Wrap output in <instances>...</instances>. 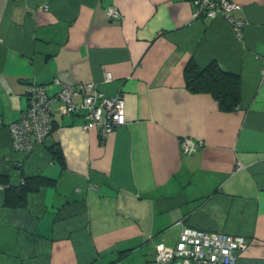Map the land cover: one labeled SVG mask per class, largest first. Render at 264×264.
<instances>
[{
	"label": "crops",
	"instance_id": "1",
	"mask_svg": "<svg viewBox=\"0 0 264 264\" xmlns=\"http://www.w3.org/2000/svg\"><path fill=\"white\" fill-rule=\"evenodd\" d=\"M234 1L241 37L191 0H0V264H153L180 221L244 235L236 264H264V0ZM211 60L240 76L234 110L186 86ZM55 78L121 94L124 123L102 139L55 101L45 143L15 151L27 86Z\"/></svg>",
	"mask_w": 264,
	"mask_h": 264
},
{
	"label": "built area",
	"instance_id": "2",
	"mask_svg": "<svg viewBox=\"0 0 264 264\" xmlns=\"http://www.w3.org/2000/svg\"><path fill=\"white\" fill-rule=\"evenodd\" d=\"M192 18L222 16L241 37L246 20L235 15L241 4L234 0H191ZM111 18H119L120 11L113 6L106 9ZM264 80V66L261 69ZM57 89L50 85L31 83L26 88L27 105L19 118L8 123L12 147L26 153L44 144L53 120L54 102H61L63 112L82 111L84 130L96 127L104 139L114 128L124 123L125 107L121 94L106 96L95 82L71 84L54 79ZM80 99L75 100L74 96ZM203 140L182 136L179 144L182 152L191 153L203 145ZM243 165L239 162L237 169ZM181 229L174 246L160 242L156 245L153 264H236L238 252L246 246V237L223 231L207 230L186 225L180 221Z\"/></svg>",
	"mask_w": 264,
	"mask_h": 264
},
{
	"label": "trees",
	"instance_id": "3",
	"mask_svg": "<svg viewBox=\"0 0 264 264\" xmlns=\"http://www.w3.org/2000/svg\"><path fill=\"white\" fill-rule=\"evenodd\" d=\"M185 82L189 90L209 92L223 110H234L240 101V76L228 71L217 60H211L203 67L189 61L185 68ZM54 155L62 161L60 148L53 149Z\"/></svg>",
	"mask_w": 264,
	"mask_h": 264
}]
</instances>
